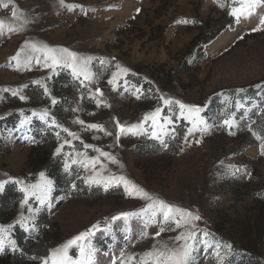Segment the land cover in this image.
Wrapping results in <instances>:
<instances>
[{"label": "rangeland", "instance_id": "374dc122", "mask_svg": "<svg viewBox=\"0 0 264 264\" xmlns=\"http://www.w3.org/2000/svg\"><path fill=\"white\" fill-rule=\"evenodd\" d=\"M14 5L17 18L11 16L13 5H0V20L5 21L0 34V181L6 182L0 190V225L13 226L10 237L16 247L6 245L0 254H22L24 247L18 242L32 244L45 215L59 224L62 234L51 250L99 224L100 230L89 238L97 250L94 264H121V253L126 264H140L141 258L144 264H155L145 253L164 243L171 247L173 238L185 231L196 234L195 264H264V155L253 134L264 133L261 122L256 124L258 131L248 123L264 106V30L252 31L264 17V7L236 19L234 27L227 26L204 45L203 56L199 50L189 52L191 41L205 20L221 16L226 6L238 7L233 0H225L224 7L217 0H64V5L60 0H14ZM184 19L195 23H177ZM9 25L17 31L9 33ZM226 33L231 34L229 40L215 45ZM33 44L56 49L58 56L65 55L59 49L75 52L78 64L86 61L90 78H77L63 65L45 67L48 53L34 50ZM17 53L19 67L12 59ZM117 64L128 72H120ZM114 73L115 83H109ZM130 74L139 86L128 79ZM152 85L159 96L148 104L144 96ZM161 97L173 103L166 105ZM175 101L201 107L199 117L209 130L202 139L200 132L187 131V142L184 137L176 155L166 157L156 149L140 162L148 166L144 170L136 164L135 137L153 139L155 149L173 132L176 120L184 119L192 127ZM156 108L162 109L158 126L144 121ZM226 119L233 123L223 132ZM117 122L126 128L142 123L144 130L122 133ZM93 124L103 130L90 128ZM45 129L59 134L56 149L61 151L54 150L52 162L60 158L65 172L112 195L103 194L88 204L55 193L46 168L37 167L30 157L37 135ZM153 131L161 139L153 138ZM245 136L248 146L240 151L238 144ZM97 158L93 167L89 162ZM41 173L51 181L43 203L38 198L43 193L37 189L34 195L31 188L43 183ZM121 176L154 199L201 219L181 228L171 219L165 224L161 215L156 223H147L152 209H144L152 201L128 195L123 182L114 179ZM89 178L101 182L90 183ZM105 178L113 181L107 190ZM8 191L12 194L3 202ZM125 212L136 215L113 220ZM21 217L27 228L17 223ZM160 227L166 230L156 236ZM68 254L77 259L79 250L74 245ZM129 256L135 259L128 261Z\"/></svg>", "mask_w": 264, "mask_h": 264}, {"label": "snow or ice", "instance_id": "6c2138e0", "mask_svg": "<svg viewBox=\"0 0 264 264\" xmlns=\"http://www.w3.org/2000/svg\"><path fill=\"white\" fill-rule=\"evenodd\" d=\"M61 5H64V0H60ZM217 3L221 6H225V0H217ZM233 3H238V7H230V14L236 17L237 22H239L241 17L248 18L253 15V13L256 12V9L258 7H264V0H233ZM13 5L11 10V16L12 18H17V12L18 9L14 5V0H0V5H2L3 8H9V5ZM69 10H72L73 6H68ZM139 11V10H137ZM86 14V13H85ZM177 23H195V21H189V20H178ZM264 30V17L259 18V24L257 27H254L252 29L253 32L255 31H262ZM5 31V21L0 20V34H3ZM7 31L9 33L17 31V28L13 25H9L7 27ZM31 47L36 51L44 50L48 53L47 59L45 61V67L53 68L55 69L57 66L63 65L64 67H68L72 69L73 75L79 78L81 75L84 76V79H89L91 76V73L85 71L86 68V61L83 64H78L77 62V54L75 52H70L68 49H59L60 53H63L65 55L58 56L56 55L57 50L48 48L46 45L43 46V49L37 48L35 44L31 45ZM23 51V49H21ZM19 53H17V56H14L12 59L17 61V67L20 66L19 64ZM91 59V58H88ZM26 63H30V60L26 61ZM37 63H39V60H37ZM117 69L120 72L127 73L128 69L122 68L119 64L116 65ZM117 74H113V80L109 81V83H115V77ZM7 91V89H5ZM47 91V89H45ZM99 91V90H97ZM15 95V93H13ZM102 95V93H100ZM21 99H24V97H21ZM161 99H164L161 97ZM53 103H55V100H53ZM99 103V101H98ZM164 103L171 104L173 101L164 99ZM176 104L179 105V108L181 109V116H184L186 119H188L192 127L188 129L189 135H191L193 132H200L201 133V139L204 133L208 132L209 128L208 125L205 123V121L199 117V113L202 111L201 107L198 106H192V105H186L180 101H175ZM161 108H156L154 112L146 115L144 117V121L147 122L149 120L152 121V124L154 126H158V120L161 117ZM186 113V115H185ZM43 118V116L41 117ZM167 123L171 124L172 119L171 117L166 118ZM80 123H83V121H79ZM24 123V121H22ZM55 123V121H53ZM224 125L231 127L233 121L231 120H224ZM117 126L120 129V132H133L136 130L143 131V124H135L130 127H125L123 125H120L119 122H117ZM90 128L103 130L101 125L93 124L89 125ZM159 127L163 128V125H159ZM251 130V129H250ZM64 131H68L67 129H64ZM111 135V133H107ZM138 134V133H137ZM234 134V133H230ZM256 135V138L261 141L260 143V151L261 154L264 155V136H260L257 133H253ZM59 135V134H57ZM69 135H75L74 133H69ZM152 137L156 139H161L155 131L152 132ZM185 141L187 142V137H185ZM197 144L201 142V140L195 141ZM67 143V141H65ZM161 143H163V140H161ZM62 147V146H61ZM57 153L61 151L60 148L56 149ZM99 151V150H97ZM101 155L108 157L115 160L114 157H111L109 153L102 152ZM75 162V161H74ZM98 162V158L96 160H92L89 163L92 164L93 167H95V164ZM67 167V165H66ZM116 182H123L125 185V188L127 190L128 195H133L134 193L141 195L143 198L152 201L148 205L147 209H144V211H147L148 209H152L151 216L147 223H156V217L157 215H161L163 222L165 224L168 223V221L171 219L172 222L175 224L177 228L185 227L188 223L192 220H199L201 219L198 215H193L191 212L186 211L184 209L174 207L173 205L166 203L165 201L161 199H154L147 191H145L142 188L137 187L134 184H131L130 181L126 180L125 177H117L114 178ZM41 180L43 181L42 184L39 185H32L31 188L33 190L34 195H36L37 189L40 190L41 193H43L42 196H38L41 203L44 202V199L47 196V193L51 191V181H45L44 180V174L41 173ZM90 183H100V180L89 178ZM113 181L105 178V190H107V187L110 183ZM5 181H0V190H3ZM130 186V187H129ZM24 191H28L27 189H23ZM27 201L25 200V203ZM132 215H136L135 213H121L120 216L113 217V220L120 219L121 217H129ZM183 222V223H182ZM21 226L27 228V225L25 223V220L23 217L19 221H17ZM12 225H8L7 227L0 225V252H3L5 250L6 245L11 246L13 250H15L16 242L15 240L11 239L10 232ZM100 230L99 224L93 225L91 229L86 230L84 232H81L80 234L76 235L72 239H69L66 243H64L62 246L55 248L50 251L48 255L41 258V264H94L95 261V254L96 249L92 246L91 241L89 238L94 235L95 231ZM166 229L164 227H160L159 231L155 234L156 236H159L161 233H163ZM143 235H147V233H143ZM208 233H205V236H207ZM195 240H196V234L191 231H185L177 235L173 238L172 246L170 247L167 243L162 244L159 248H154L152 251L145 253V256L151 257L155 264H195ZM207 244V241L204 242ZM76 246L79 250V257L77 259H73L68 253L69 249L73 246ZM228 247H231L230 245ZM215 255L219 258L220 252L217 249ZM117 259L121 260V264H126L124 260V253H121L120 257ZM134 257H128L127 260L131 261L134 260ZM112 264H116V261L113 260ZM140 264H144L143 258H141Z\"/></svg>", "mask_w": 264, "mask_h": 264}, {"label": "trees", "instance_id": "16d2710c", "mask_svg": "<svg viewBox=\"0 0 264 264\" xmlns=\"http://www.w3.org/2000/svg\"><path fill=\"white\" fill-rule=\"evenodd\" d=\"M235 23L236 18L230 14V6H226L221 16L216 19L208 18L203 22L198 34L191 41L189 52L193 53L194 51L199 50L204 56V45L215 39L227 26L234 27ZM128 79L135 85L139 86L140 83L134 74H130ZM158 94L159 93H157L155 87L152 85L150 89H147L144 98L147 100L146 102H148V104L155 103L159 96ZM258 122L262 123V131L264 133V106L258 114L249 117V127L254 131H258L256 128ZM189 126L190 124L184 119L176 120L173 132L165 139L163 145L158 143L155 149L151 147L153 139H149L147 136L135 137L134 139L137 142L138 148L137 166L145 170L148 166L143 163L141 164L140 162L142 160L145 162L144 157L147 158L156 149H158L161 154H166V157L179 153ZM233 129L235 133L243 134V131L239 130L240 128ZM226 130L227 126L223 124L221 131L225 132ZM144 141L147 143L145 145L147 147L142 146ZM247 141V136H245L238 144V150L243 151L248 146ZM58 144V136L54 131L52 129H45L41 135H37L30 154L32 161L35 162L33 164L37 165V167L44 166L47 174L54 180L55 193H65L75 199H83L88 204H93L94 202L99 201L103 197V194L112 195L111 191L103 193L102 188L84 184L83 180L77 179L74 176V173L71 174L65 172L63 161H61L60 158H56V160L52 162V153H54ZM212 144L215 145L214 143ZM11 194L12 193L8 191L5 196L3 195V202H6ZM40 220L44 224V227L34 237V242L30 245H25L23 241L20 240L18 245L24 247L23 253L18 254L17 252H12L0 254V264H41V258L48 255L51 248L61 242L62 234L59 224L51 220L48 216L44 215L40 217ZM17 231H19V228H17ZM19 232L21 235L22 231Z\"/></svg>", "mask_w": 264, "mask_h": 264}, {"label": "bare ground", "instance_id": "6f19581e", "mask_svg": "<svg viewBox=\"0 0 264 264\" xmlns=\"http://www.w3.org/2000/svg\"><path fill=\"white\" fill-rule=\"evenodd\" d=\"M230 36H231V34H229V33L221 35L219 37V39H217V41L215 42V45H219L220 46L221 44L226 43L229 40Z\"/></svg>", "mask_w": 264, "mask_h": 264}]
</instances>
